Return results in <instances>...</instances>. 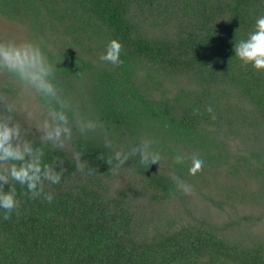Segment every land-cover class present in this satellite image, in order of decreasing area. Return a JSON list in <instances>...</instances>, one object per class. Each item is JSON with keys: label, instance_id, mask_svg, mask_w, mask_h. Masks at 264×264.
I'll use <instances>...</instances> for the list:
<instances>
[{"label": "trees", "instance_id": "trees-1", "mask_svg": "<svg viewBox=\"0 0 264 264\" xmlns=\"http://www.w3.org/2000/svg\"><path fill=\"white\" fill-rule=\"evenodd\" d=\"M261 16L264 0H0V39L42 40L65 94L113 145L98 131L45 147L64 175L45 185L51 203L18 195L19 216L0 211V264H264V71L234 51ZM112 39L119 67L99 59ZM8 93L40 147L43 101ZM144 138L160 163L107 164ZM73 150L95 174L76 170ZM193 154L205 162L195 176Z\"/></svg>", "mask_w": 264, "mask_h": 264}, {"label": "clouds", "instance_id": "clouds-1", "mask_svg": "<svg viewBox=\"0 0 264 264\" xmlns=\"http://www.w3.org/2000/svg\"><path fill=\"white\" fill-rule=\"evenodd\" d=\"M42 45V40L0 39V79L6 81L0 86V211L3 212L4 220L10 219L13 213L19 216L21 201L18 195L32 200L42 197L47 202H52L53 195L45 192V185H55L61 181L65 172L61 167L64 161L45 162V147L50 145L53 150H65L71 145L74 135L86 136L90 132L98 131L104 133V146L113 147L112 142L107 139L103 122L99 118L83 116L73 104L72 98L65 94L57 79L56 64L49 60ZM234 51L235 57L244 66L251 65L257 71H264V16L256 20L254 30L246 39L235 43ZM121 52L122 44L112 39L99 59L119 67L123 63L120 59ZM9 85L43 101L40 106L42 118L35 127L40 133V147L34 145V140L27 138L32 128L25 129L16 118L19 109L17 102L12 100L8 93ZM25 111L27 117L31 118L33 113L27 106ZM206 111L213 113L211 106H208ZM194 113L198 115L200 110L194 109ZM212 118L215 119L214 114ZM155 143L156 141L149 138L141 139L128 150H115L106 162L113 169L124 166L132 156H139L140 163L147 166L160 163L162 155L154 148ZM82 155L72 151L71 160L76 170L83 173L87 169L89 175L95 174L96 170L90 168L87 161L82 162ZM186 159L188 157L178 155L176 163L182 164ZM190 160V175L195 176L203 171V159L193 154ZM171 179L178 191L185 195L191 194V187L182 182L174 170ZM17 185L22 189L19 194Z\"/></svg>", "mask_w": 264, "mask_h": 264}]
</instances>
